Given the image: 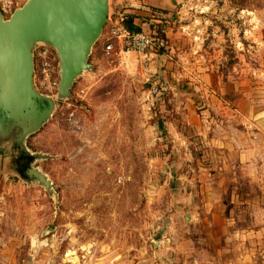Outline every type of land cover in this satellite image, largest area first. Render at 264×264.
Segmentation results:
<instances>
[{
    "label": "rangeland",
    "instance_id": "obj_1",
    "mask_svg": "<svg viewBox=\"0 0 264 264\" xmlns=\"http://www.w3.org/2000/svg\"><path fill=\"white\" fill-rule=\"evenodd\" d=\"M118 13L133 15L147 33L162 29L164 51L113 62L102 51L95 63L107 20L88 56L91 68L70 89L87 107L79 111L81 130L54 108L24 139L29 153L44 156L30 159L0 140V264H170V248L154 256L159 240L170 238L169 229L162 237L167 224L184 222L199 173L223 165L209 145L162 135L157 120L182 102L195 111L202 102L222 106L235 91L248 99L229 109L264 108V0H108V16ZM25 159L50 189L24 179Z\"/></svg>",
    "mask_w": 264,
    "mask_h": 264
},
{
    "label": "crops",
    "instance_id": "obj_2",
    "mask_svg": "<svg viewBox=\"0 0 264 264\" xmlns=\"http://www.w3.org/2000/svg\"><path fill=\"white\" fill-rule=\"evenodd\" d=\"M149 1L142 0L143 4ZM105 39L95 47V63L103 55ZM209 76L212 74L202 78ZM224 83L230 92L232 87ZM239 93L233 92L235 96L222 106L204 107L202 102V110L195 111L188 102H182L174 106L172 116L170 113L168 124L174 129L168 127L167 132L174 138L187 135L195 144L209 145L219 152L217 159L223 166L216 173H199L200 184L192 191L196 198L187 201L184 222L172 219L162 235L166 237L167 229L171 230L166 245L163 240L158 242L154 256L159 260L170 248V264H264V108L245 110L237 103L235 109H229V103L247 101V93ZM182 119L186 124L180 130L178 122ZM236 166L243 173H237ZM227 192L229 207L223 202Z\"/></svg>",
    "mask_w": 264,
    "mask_h": 264
},
{
    "label": "water",
    "instance_id": "obj_3",
    "mask_svg": "<svg viewBox=\"0 0 264 264\" xmlns=\"http://www.w3.org/2000/svg\"><path fill=\"white\" fill-rule=\"evenodd\" d=\"M108 17V0H26L4 19L0 12V140H12L24 156L35 159L24 139L52 116L55 101L33 86L32 48L37 42L52 45L59 60L58 99L70 98V89L83 71L91 48ZM127 28L140 32L135 23ZM81 109L87 110L85 105ZM25 159L23 177L47 190L50 180Z\"/></svg>",
    "mask_w": 264,
    "mask_h": 264
},
{
    "label": "built area",
    "instance_id": "obj_4",
    "mask_svg": "<svg viewBox=\"0 0 264 264\" xmlns=\"http://www.w3.org/2000/svg\"><path fill=\"white\" fill-rule=\"evenodd\" d=\"M21 0H1L0 12L4 19L19 7ZM106 39L103 52L110 62L118 57H124L132 53L137 54L142 61L147 59V54L165 48V39L158 36L155 31L138 33L130 31L125 25V17L118 13L115 17L108 16ZM34 88L41 94L51 97L55 103V109L60 111V115L68 125L79 131L82 128L79 110L68 99L59 101L57 93L60 81L59 60L54 47L48 43L37 42L32 48ZM36 60V66L34 65ZM151 93H157V88L152 87ZM62 100V99H60ZM56 109V110H57Z\"/></svg>",
    "mask_w": 264,
    "mask_h": 264
},
{
    "label": "trees",
    "instance_id": "obj_5",
    "mask_svg": "<svg viewBox=\"0 0 264 264\" xmlns=\"http://www.w3.org/2000/svg\"><path fill=\"white\" fill-rule=\"evenodd\" d=\"M134 16L133 15H128V16H126L125 17V19H124V22L126 23V22H128V23H134ZM142 30V29H141ZM155 32H156V34L158 35V36H160V37H162V38H164L165 40H166V37H165V35H164V33H163V30L162 29H157V30H155ZM108 42V40L107 39H105V41L103 42V44H102V46H103V48H104V45L106 44ZM103 50V49H102ZM157 51V50H156ZM164 51V48H161V49H159L158 50V52L159 53H162ZM34 65L36 66V60L34 59ZM72 103H73V105L75 106V107H77V109L79 110V111H82L81 110V108H80V106H82V105H85V103H84V101H81L80 99H77V98H75V97H71L70 99H69ZM59 113H60V111H59ZM172 117L170 116V117H165L164 118V120L163 119H158L157 120V127H158V129H159V131H160V133L162 134V135H167L168 134V132H167V129H166V127H165V123L168 121V120H170Z\"/></svg>",
    "mask_w": 264,
    "mask_h": 264
}]
</instances>
